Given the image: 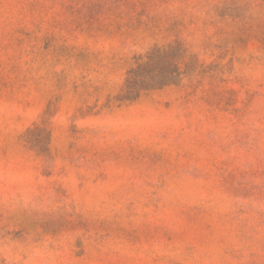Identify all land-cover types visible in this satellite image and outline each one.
I'll use <instances>...</instances> for the list:
<instances>
[{"label": "rangeland", "instance_id": "374dc122", "mask_svg": "<svg viewBox=\"0 0 264 264\" xmlns=\"http://www.w3.org/2000/svg\"><path fill=\"white\" fill-rule=\"evenodd\" d=\"M0 264H264V0H0Z\"/></svg>", "mask_w": 264, "mask_h": 264}, {"label": "trees", "instance_id": "16d2710c", "mask_svg": "<svg viewBox=\"0 0 264 264\" xmlns=\"http://www.w3.org/2000/svg\"><path fill=\"white\" fill-rule=\"evenodd\" d=\"M186 55V48L178 41L151 47L141 61L128 69L116 99L132 101L143 92L177 84L188 68Z\"/></svg>", "mask_w": 264, "mask_h": 264}]
</instances>
